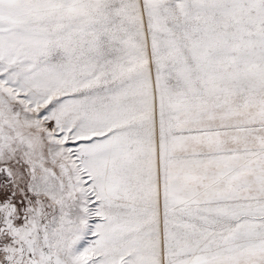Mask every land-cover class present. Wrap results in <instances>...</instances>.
<instances>
[{
	"label": "snow or ice",
	"instance_id": "6c2138e0",
	"mask_svg": "<svg viewBox=\"0 0 264 264\" xmlns=\"http://www.w3.org/2000/svg\"><path fill=\"white\" fill-rule=\"evenodd\" d=\"M0 264H264V0H0Z\"/></svg>",
	"mask_w": 264,
	"mask_h": 264
}]
</instances>
